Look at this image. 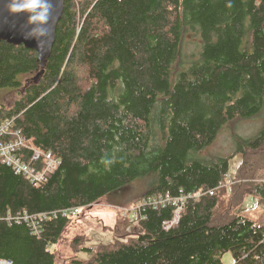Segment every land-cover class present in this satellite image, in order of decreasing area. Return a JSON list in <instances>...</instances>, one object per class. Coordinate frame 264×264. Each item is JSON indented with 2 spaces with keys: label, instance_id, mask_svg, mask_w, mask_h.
<instances>
[{
  "label": "trees",
  "instance_id": "obj_1",
  "mask_svg": "<svg viewBox=\"0 0 264 264\" xmlns=\"http://www.w3.org/2000/svg\"><path fill=\"white\" fill-rule=\"evenodd\" d=\"M62 11L43 67L36 51L0 41V91L18 90L8 106L0 99V120L58 160L41 185L0 161V260L57 264L54 245L76 218L61 210L142 180L121 206L184 194L178 221L164 227L172 207L146 206L136 236L86 248L77 263L223 264L229 251L232 264H264V224L215 218L237 153L246 180L232 205L264 199V120L253 136L235 137L228 156L198 153L225 123L264 114V0H64ZM40 213L35 232L25 215Z\"/></svg>",
  "mask_w": 264,
  "mask_h": 264
},
{
  "label": "rangeland",
  "instance_id": "obj_2",
  "mask_svg": "<svg viewBox=\"0 0 264 264\" xmlns=\"http://www.w3.org/2000/svg\"><path fill=\"white\" fill-rule=\"evenodd\" d=\"M190 40V37H188ZM194 40V37L191 38ZM193 47L188 49L192 52ZM31 75H23L21 82L24 84L30 81ZM18 96V90L5 89L0 91V99L2 103L11 104ZM264 114L257 115L247 119H237L232 122L225 123L216 137L210 144L198 152L201 157L210 155L228 156L236 149V138L251 137L258 132L263 124ZM256 159H259L257 157ZM242 162L240 153L235 154L229 159L228 174L223 177L221 182V192L218 193L220 205L215 211V218L226 217L234 213L249 217L256 223L264 224V199L254 195H246L240 205H232V194L236 185L245 182L237 177L236 170ZM262 177H256L249 180L259 181ZM242 181V182H241ZM144 187V181L135 180L110 196H105L99 201L87 207H82L76 218L71 219L66 231L64 232L58 244L54 245L59 252L57 264H81L90 256L86 248L94 251L96 247L112 242L129 241L130 238L136 236L140 229V223L133 222V213L137 203H129L121 206L120 195L129 193H140ZM156 195V194H153ZM151 196V195H150ZM128 212L126 213V211ZM134 211V212H133ZM227 211L229 214H227ZM60 253V255H59ZM223 264H232L231 252L227 251L222 254ZM0 260V264L2 263ZM4 262V261H3Z\"/></svg>",
  "mask_w": 264,
  "mask_h": 264
},
{
  "label": "built area",
  "instance_id": "obj_3",
  "mask_svg": "<svg viewBox=\"0 0 264 264\" xmlns=\"http://www.w3.org/2000/svg\"><path fill=\"white\" fill-rule=\"evenodd\" d=\"M29 152V153H28ZM0 161L11 166L16 173H21L31 183L44 184L50 174L56 169L58 160L49 151H42L35 147L31 140L26 139L19 130L14 129L13 122L9 119L0 120ZM221 186V182L218 187ZM214 190H209L212 194ZM200 192L193 196L198 198ZM187 195L180 194L173 196L171 194H156L142 198L133 213V222L140 223L146 216L141 213V209L146 206L159 208L170 206L173 209L171 220L164 222V227H169L176 223L181 211L183 210ZM80 207L63 209L60 214L65 217H76L80 212ZM128 210L126 211V213ZM55 216V212H53ZM46 213H40L33 218L25 215V220L29 222L35 232H38L39 222L45 219ZM141 229V225H140ZM4 261V262H3ZM1 261L4 264H11L10 261Z\"/></svg>",
  "mask_w": 264,
  "mask_h": 264
},
{
  "label": "water",
  "instance_id": "obj_4",
  "mask_svg": "<svg viewBox=\"0 0 264 264\" xmlns=\"http://www.w3.org/2000/svg\"><path fill=\"white\" fill-rule=\"evenodd\" d=\"M6 3L7 0H0V41L12 45L22 44L25 48L36 51L39 62L43 67L52 50L55 40L56 27L58 25L57 23L62 16V10H64V0H52L53 8L52 19L50 22L52 32L48 44L43 50L37 48L36 41L34 39L25 38V15L23 13L15 15L10 14L7 11Z\"/></svg>",
  "mask_w": 264,
  "mask_h": 264
},
{
  "label": "clouds",
  "instance_id": "obj_5",
  "mask_svg": "<svg viewBox=\"0 0 264 264\" xmlns=\"http://www.w3.org/2000/svg\"><path fill=\"white\" fill-rule=\"evenodd\" d=\"M6 8L12 15L23 13L25 38L34 39L38 49L46 48L52 32V0H7Z\"/></svg>",
  "mask_w": 264,
  "mask_h": 264
},
{
  "label": "bare ground",
  "instance_id": "obj_6",
  "mask_svg": "<svg viewBox=\"0 0 264 264\" xmlns=\"http://www.w3.org/2000/svg\"><path fill=\"white\" fill-rule=\"evenodd\" d=\"M184 208V207H183ZM134 212V211H133ZM172 215H173V212H172ZM179 219V218H178ZM171 220V219H170ZM169 221V220H168ZM178 221V220H177ZM175 224V223H174Z\"/></svg>",
  "mask_w": 264,
  "mask_h": 264
}]
</instances>
